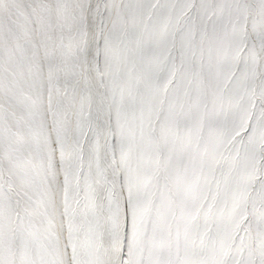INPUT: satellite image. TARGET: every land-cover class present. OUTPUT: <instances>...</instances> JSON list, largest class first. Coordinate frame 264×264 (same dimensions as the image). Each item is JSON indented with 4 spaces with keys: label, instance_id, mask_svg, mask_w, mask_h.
<instances>
[{
    "label": "snow or ice",
    "instance_id": "6c2138e0",
    "mask_svg": "<svg viewBox=\"0 0 264 264\" xmlns=\"http://www.w3.org/2000/svg\"><path fill=\"white\" fill-rule=\"evenodd\" d=\"M0 264H264V0H0Z\"/></svg>",
    "mask_w": 264,
    "mask_h": 264
}]
</instances>
